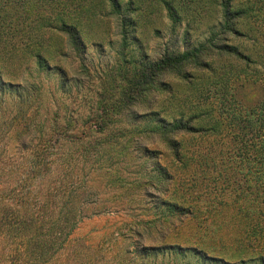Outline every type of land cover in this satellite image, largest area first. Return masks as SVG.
<instances>
[{"label":"trees","instance_id":"1","mask_svg":"<svg viewBox=\"0 0 264 264\" xmlns=\"http://www.w3.org/2000/svg\"><path fill=\"white\" fill-rule=\"evenodd\" d=\"M106 2L111 12L103 17L120 14L121 0ZM134 2L129 1V12L135 10ZM160 2L175 27H179L183 18L175 1ZM215 4L222 17L217 24L218 34L190 51H167L152 63H137L125 57L116 72L103 76L106 80L98 76L97 83L92 82L86 88L93 104L85 101L82 109L71 108L69 117L66 116L67 103L63 101L60 104L65 107L64 117L52 112L41 116L39 109L45 107L43 94L39 92L42 86L28 84V92L23 83L7 82L0 70V245L8 252L2 256L0 264H195L189 261L190 256L196 258V264H246L255 260L264 263V93L259 102L246 106L231 91L240 79L228 75L223 66L216 63L232 61L243 65L246 77L241 87L247 82L258 84L262 81L264 91V52L256 59L230 44L231 38L247 39L256 44L260 37L264 39V0H218ZM127 17L123 18L125 25L130 22ZM244 20L254 21L262 34L251 37L250 33H243L240 29ZM57 23L55 30L67 38L68 45L84 53L86 47L80 30L62 18L57 19ZM122 36L123 43L127 44L128 33L123 31ZM34 58L37 68L48 67L40 54ZM203 73L208 74L205 101L211 102V110L172 122L154 113L160 100L174 96L172 82L193 87L199 81L195 74ZM61 76L64 84L68 79L62 72ZM194 88L197 89V85ZM8 97H15L12 103L19 108L4 113L2 108ZM86 107L89 108L87 112ZM145 117L153 119L148 127L129 124ZM59 119H64L65 126L58 125ZM204 121L209 125H200ZM210 133L218 137L225 134L226 141L233 142L229 157L240 161L231 160L228 165L231 169L221 170V177L229 183L233 194L226 195L225 189L221 196L210 198L208 195L205 201L214 203L219 198L217 203L225 207L224 204L230 203L237 206L243 199H252L255 203L260 198L263 205L259 211L237 210V214L249 223V229L236 240V245L218 239L221 250L212 248L211 252L217 253L215 256L202 248L164 245L162 240L168 233L176 232L187 220L196 218L195 208L178 204L169 205V211L162 215L163 232L153 221L144 223L147 232L154 228L161 236L158 243L153 242L154 246L148 245L146 239L147 236L151 238V232L145 235L135 231L136 223L117 229L121 230L122 226L130 229L129 234L121 235L123 246L114 241L118 233L115 229L105 232L101 243H95L100 235L86 240L76 235L79 225L88 217L85 207L97 202L98 195L92 194V182L108 180L105 187L123 189L110 199L112 203L125 201L138 206L142 202L139 192L154 186L152 175L138 182L124 179L119 173L122 162L136 161L135 151H143L147 156L153 155L152 170L168 184L164 191L169 195L175 177L161 165L150 148L163 146L176 164L185 166L186 154L181 139L206 137ZM243 136L247 138L246 144L242 143ZM138 138L143 143H137ZM62 148L67 151L60 160L56 156ZM9 151L14 152V156H10ZM244 159L247 173L243 180L237 176L228 177V174H242L241 161ZM20 165L24 168L20 169ZM58 167L63 168L61 177L57 175ZM16 171V177L3 179L6 173ZM133 236L137 241L129 247L126 242ZM232 249L234 253L228 254Z\"/></svg>","mask_w":264,"mask_h":264},{"label":"rangeland","instance_id":"2","mask_svg":"<svg viewBox=\"0 0 264 264\" xmlns=\"http://www.w3.org/2000/svg\"><path fill=\"white\" fill-rule=\"evenodd\" d=\"M106 1L0 0V70L7 82L23 83L28 92H30L28 84L37 83L42 86L39 92L43 94L42 100L45 107L39 109L41 116L52 112L58 113L60 118L64 117L65 107L60 104L62 101L67 103V117L72 115V109H82L86 102L93 104L92 100H89L90 94L86 88L92 82L96 84L98 76L106 80L107 78L103 76L116 72L125 57L137 63L142 61L152 63L161 59L167 51L177 53L190 51L206 42L215 33L218 34L220 30L217 24L222 17L219 7L215 4L218 0H166L169 3L175 1L183 18V23L179 27H175L160 0H134L133 12L128 10L130 0H121L122 11L112 18L103 17L111 12ZM126 16L130 22L125 25L123 18ZM59 18L80 30L86 47L84 53L80 54L73 50L68 45L67 38L55 30ZM255 25L252 20H244L240 30L245 34L250 33L251 37L254 35L259 37L262 31ZM123 31L129 35L127 44L123 43ZM263 41L261 37L260 44L247 39L231 38L230 44L257 59L260 55L263 56ZM37 54L45 58L48 67L37 68V60L34 58ZM216 63L222 65L228 75L240 79L239 82H235L231 91L246 106L254 105L263 98L262 81L259 80L258 84L247 82L244 87H241L246 77V73H243V65L232 61ZM61 72L68 79L64 84H62ZM195 77L199 81L193 87L172 82L174 96L160 100L153 110L154 113L172 122L211 110V102L205 101L208 74H195ZM196 85L197 89L194 88ZM13 98L8 97L9 100L3 105L2 112L8 113L19 108L18 105L14 106V102L12 103ZM92 98L94 99V95ZM87 110H89L88 107L85 111ZM74 119H76V113ZM152 120V117H145L128 123L130 125L140 123L141 126L148 127ZM60 121L59 119L58 125L65 126L64 119ZM136 125L134 127H141ZM200 125L208 126L209 124L204 121ZM226 138L225 134L218 137L211 133L196 139L182 138L181 143L185 149V162H187L185 166L176 164L163 146L151 147L150 151L155 152L161 165L175 177L169 195L164 191L168 184L152 170L154 169L153 155L147 156L143 151L136 150V161L131 162L128 159L122 162L119 175L129 181L138 182L145 181L146 175H152L151 180L154 186L139 192L142 202L138 206H131L125 201L112 203L110 200L114 195L120 194L123 189L105 187L108 180L92 182V194L98 195L97 202L85 207L88 217L79 225L76 235L85 240L100 235L95 243H101L105 232L108 233L114 229L116 231L124 224L136 223L138 226L135 231L145 235L151 232V238L147 236L146 239L149 240L148 245H153V242L158 243L161 240V236L154 228L147 232L148 228L144 226V223L153 221L163 232L165 227L162 215L167 212L169 205L178 204L185 208H195L196 218L187 220L176 232L168 234L164 232L167 234L162 240L164 245H180L189 249L202 248L211 256L217 255L214 251L221 250L218 239L223 238L226 243L236 245V240L246 234L249 229V223L242 215L237 214V210L259 211L261 210L259 207L263 205L260 198L255 203L251 201L252 199H243L237 206L230 203L224 204L225 207H220L221 203H217L220 201L219 198L214 203L205 201L208 195L210 198L221 196L225 189L226 195L233 194L232 188L228 186L229 183L222 178L221 170L231 169L228 167L230 161L235 162L240 159L229 157L232 150L230 144L233 142L226 141ZM242 138L244 140L242 143L246 144L247 138L244 136ZM136 142L140 143L142 139L138 138ZM66 149H60L56 157L62 160L66 155ZM8 154L14 156V152L9 151ZM233 156L231 154V157ZM245 163V159L241 161L242 174H228V177L237 176L243 180L244 174L247 173L244 169ZM22 168L24 166L20 165V169ZM62 171L63 168L58 167L59 177ZM17 175L18 171L6 173L3 179L11 180V177ZM122 227L121 230H117L118 233L114 237L115 243L121 246L124 245V241L120 239L121 235L129 234L130 230ZM136 241L137 238L133 236L126 242L127 246L135 245ZM90 242L93 241L90 240ZM212 248L213 252H211ZM233 249L227 253H234ZM8 251L11 250L8 249ZM7 253L0 245V260ZM189 261L196 264L195 257L190 256ZM246 264L264 263L255 260Z\"/></svg>","mask_w":264,"mask_h":264}]
</instances>
